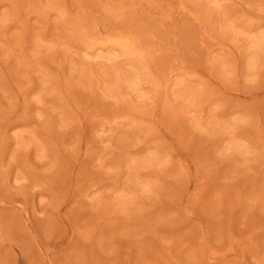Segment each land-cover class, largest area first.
<instances>
[{
  "label": "rangeland",
  "instance_id": "374dc122",
  "mask_svg": "<svg viewBox=\"0 0 264 264\" xmlns=\"http://www.w3.org/2000/svg\"><path fill=\"white\" fill-rule=\"evenodd\" d=\"M0 264H264V0H0Z\"/></svg>",
  "mask_w": 264,
  "mask_h": 264
}]
</instances>
